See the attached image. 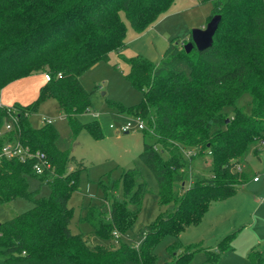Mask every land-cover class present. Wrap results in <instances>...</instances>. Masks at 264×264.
Instances as JSON below:
<instances>
[{
  "label": "trees",
  "instance_id": "1",
  "mask_svg": "<svg viewBox=\"0 0 264 264\" xmlns=\"http://www.w3.org/2000/svg\"><path fill=\"white\" fill-rule=\"evenodd\" d=\"M174 1L0 0V92L34 74L49 76L33 103L0 106V129L11 108L16 121L14 129L0 138V150L6 142H18L30 152L43 153L51 165V171L37 176L32 160L21 163L0 157V204L24 198L34 205L0 224L3 264H157L154 247L164 235H178L189 224H198L212 203L234 196L247 183L238 170L240 161L251 147L264 142V0H202L213 3L207 23L220 16L211 48L187 53V43L175 40L159 64L142 56L125 60L129 65L125 78L142 99L127 110L117 107L146 121L149 132L143 130V137L151 135L155 142L144 143L139 158L154 176L159 204L173 202L174 209L161 213L143 231L138 248L126 242L114 249L90 248L82 234L69 228L73 209L68 202L82 167L72 169L75 158L56 148L58 134L51 124L34 129L29 117L40 102L52 99L74 135L85 127L100 136L96 121H78L91 108V94L81 86L80 76L107 62L111 53H121L126 46L125 21L136 34H143ZM244 95L250 97L249 114L237 107ZM228 107L233 108L231 117L225 113ZM183 153H189L190 161ZM201 156L211 159L212 178L186 180L189 162ZM30 178L47 184L50 197L37 198L29 190ZM136 178L137 169L123 173L122 200L112 193L115 187L103 186L108 214L88 207L79 222L105 239L124 233L147 193L145 183L136 184ZM175 184L180 185L177 194ZM128 206L138 207L136 216ZM231 238H224L219 249H227ZM195 249L165 264H187ZM217 257L213 254L208 261L216 262ZM248 260L264 264L263 253L253 250Z\"/></svg>",
  "mask_w": 264,
  "mask_h": 264
},
{
  "label": "rangeland",
  "instance_id": "2",
  "mask_svg": "<svg viewBox=\"0 0 264 264\" xmlns=\"http://www.w3.org/2000/svg\"><path fill=\"white\" fill-rule=\"evenodd\" d=\"M212 8V1L175 0L167 13L143 34H136L125 21L126 46L121 53H111L107 62L97 63L79 78L83 89L91 94V108L78 116V121L81 124L96 121L100 136L95 137L85 127L74 135L65 116L52 99L40 102L36 113L29 117L34 129L43 126L45 120H51V125L58 134L56 148L67 151L75 158L76 163H72V169L82 167L78 187L68 202V206L73 209L69 228L73 234H82L90 248L103 246L114 249L123 242L138 245L143 238V231L161 213L174 209L173 202L164 206L159 204L154 176L139 158L144 143L153 144L155 139L151 135L143 137V131L134 122L138 115H126L117 108L127 110L139 105L142 99V93L125 78L129 72V65L125 60L142 56L159 64L170 42L176 40L188 43L193 30L206 26ZM47 80L46 73H39L24 78L16 86H6L2 89L6 97V101H2L3 106L33 103ZM2 90L0 96L3 95ZM237 107L249 114L250 97L242 96ZM225 113L231 117L233 108H226ZM143 122L146 132H149L146 121ZM128 123L133 127L128 133L121 132ZM188 154L183 153V156L190 161ZM210 165L209 157H195L186 168V180L191 177L200 180L212 178ZM129 169H137L139 172L136 184L144 182L146 185L147 193L140 211L137 217L133 216V220L128 221L124 233L115 232L118 239L113 233L108 239L98 237L87 224L79 222V217L88 207L101 208L108 214V206L103 201V186L108 189L115 187L116 190L112 193L118 199H124L121 178ZM240 169V173L245 174L247 183L238 188L234 196L212 203L198 224H189L178 235H164L154 247L157 264L170 262L173 257L181 256L191 248H196V251L191 253L187 264H250L248 255L253 250L261 251L264 258V144L248 150L240 161ZM28 185L37 198L50 197L47 184L30 178ZM173 189L177 194L180 185L175 184ZM33 207V203L24 198L0 204V224ZM128 208L136 216L138 207ZM229 235L232 238L228 248L219 249L220 242ZM213 254L218 256L217 261H208V257ZM0 264H3L1 256Z\"/></svg>",
  "mask_w": 264,
  "mask_h": 264
},
{
  "label": "built area",
  "instance_id": "3",
  "mask_svg": "<svg viewBox=\"0 0 264 264\" xmlns=\"http://www.w3.org/2000/svg\"><path fill=\"white\" fill-rule=\"evenodd\" d=\"M60 77V75H58ZM49 80V76H48ZM47 80V81H48ZM11 112L8 113L6 121L3 123L2 128L0 129V138H4L5 135L9 132H11L14 129V126L16 125V121L14 116L12 115L14 109H10ZM134 122L137 123V128L141 131L145 130V124L142 119L135 118ZM44 124H52L51 120H45ZM133 127L131 123H128L124 128H122L121 132L128 133V131ZM264 144V142H263ZM0 157H3L7 160L16 158L21 163L27 162V161H33V171L37 176H43L46 172L51 171V165L48 162L46 156L43 153L40 152H30L27 148H22L18 142H6L3 144L0 150ZM239 171L240 168H238ZM256 181V180H255ZM114 236L118 239L117 234L114 232ZM143 241V238L141 242ZM141 242L138 245H134L136 248H138L141 244Z\"/></svg>",
  "mask_w": 264,
  "mask_h": 264
},
{
  "label": "water",
  "instance_id": "4",
  "mask_svg": "<svg viewBox=\"0 0 264 264\" xmlns=\"http://www.w3.org/2000/svg\"><path fill=\"white\" fill-rule=\"evenodd\" d=\"M219 22L220 16H214L204 28L193 30L191 32V41L184 46L185 51L189 53L195 48L198 52H203L211 48Z\"/></svg>",
  "mask_w": 264,
  "mask_h": 264
},
{
  "label": "crops",
  "instance_id": "5",
  "mask_svg": "<svg viewBox=\"0 0 264 264\" xmlns=\"http://www.w3.org/2000/svg\"><path fill=\"white\" fill-rule=\"evenodd\" d=\"M22 80H23V79L18 80V81H15V82L9 84L8 86H16L17 84H19L20 82H22ZM5 88H6V87H5ZM2 94H3V90H2L1 95H2ZM2 96H3V97H2ZM2 96H0V106L4 107L2 101H6V97H4V94H3ZM2 98H3V100H2ZM4 99H5V100H4ZM7 103H8V102H7ZM255 182H256V181H255Z\"/></svg>",
  "mask_w": 264,
  "mask_h": 264
}]
</instances>
